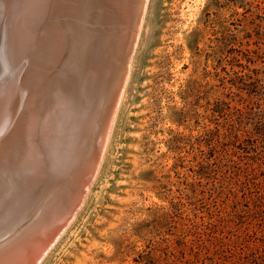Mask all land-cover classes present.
Wrapping results in <instances>:
<instances>
[{
	"label": "rangeland",
	"instance_id": "rangeland-1",
	"mask_svg": "<svg viewBox=\"0 0 264 264\" xmlns=\"http://www.w3.org/2000/svg\"><path fill=\"white\" fill-rule=\"evenodd\" d=\"M38 264H264V0H146L97 172Z\"/></svg>",
	"mask_w": 264,
	"mask_h": 264
},
{
	"label": "water",
	"instance_id": "water-1",
	"mask_svg": "<svg viewBox=\"0 0 264 264\" xmlns=\"http://www.w3.org/2000/svg\"><path fill=\"white\" fill-rule=\"evenodd\" d=\"M108 1L68 0L74 4L71 16L64 15L61 25L66 34L70 31V37L65 35L64 38L62 34L61 39H64L63 45L71 58L70 72L66 79L60 77L61 82H57V87L54 85L52 94L47 93L46 82L42 86L38 80L41 92H46L40 100L42 105H18L17 99L14 104L12 101L11 105H3L0 95V242L5 238V243L16 247L11 252H0L1 259L18 251L26 253L28 248H25L31 243L28 264H33L39 251L52 243L66 227L97 172L114 106L112 103L104 106L84 103L89 93H94L93 86L100 84L92 68L96 35L101 39L103 35L107 37L114 33L115 37L123 28V24H109L98 18L101 17L99 4ZM1 17L7 25L5 29L13 31L17 18L12 10L8 18L5 14ZM33 20L32 28H15L7 49L13 39L19 37L21 51L30 38V52L24 56L29 58L32 50L35 53L31 36L35 29L41 30V25ZM124 31L120 34H125ZM133 41L130 39L124 59H128ZM111 44L114 50L116 41ZM121 58L122 54L117 53V59ZM16 68L23 70L20 66ZM123 76L124 70L117 80L116 94ZM113 79L109 80L110 85ZM108 89L109 86L105 90L106 96ZM49 123H56L57 130H51ZM45 128L51 132L49 137L41 136L47 134ZM21 255H16L14 264L21 262Z\"/></svg>",
	"mask_w": 264,
	"mask_h": 264
},
{
	"label": "bare ground",
	"instance_id": "bare-ground-1",
	"mask_svg": "<svg viewBox=\"0 0 264 264\" xmlns=\"http://www.w3.org/2000/svg\"><path fill=\"white\" fill-rule=\"evenodd\" d=\"M145 4L146 0H110V2L108 1L106 2V4H99L101 17H103H98L99 19L104 22L108 21L109 24L112 22L117 25L120 24L121 26L123 24V28L118 31V34L115 37L114 33H112V36L109 35L107 37H104L103 35L101 39L99 35H96L97 39L93 45L95 52L93 57L94 64L92 65V68H94L96 78L98 79L97 82H100V84L99 86H93L92 89L94 93H89L87 101L86 103H84V105L103 106L110 105L111 103L113 104L114 107L111 115L112 118L107 129L105 142L109 137L115 113L119 106L125 82L129 73L130 58L139 35V30L145 10ZM73 5V2L72 4H70L68 3V0H0V15L2 16L3 14H5V17L8 18L11 15L12 10L13 16L17 18V22L16 25H14L13 31L15 30V28L26 29L27 26L32 28L34 26L33 18L36 19L37 23L41 25V30H38V28L35 29L31 36L32 40H34L35 42V53L32 50L30 57L27 58L24 55H29L30 47L28 46V44H30L31 39H28V43H26L24 47L22 45L21 48L23 49L20 51L18 47L21 43V40L19 39V37L18 39L14 38L10 49H7L13 31H8L5 29L7 25H5L4 20L0 16V95H2L1 104L9 105L12 101L13 102L11 104H14L15 100L17 99V102H19L18 105H42L43 102H41L40 104V100L45 97L46 92L45 90L43 91V93L41 92L39 81L42 86L46 82V90H48L47 93L52 94L55 91L54 85L57 87V82L60 81V77L66 79L68 72H70L69 67L71 58L70 56H68V50L65 49L66 45L65 47L63 45L64 39H61V35L63 34L64 38L65 35L70 37V31L66 34L63 30L61 22L64 21V15L70 18ZM70 6L71 8H69ZM123 30H125L124 33H126L120 34ZM130 39H134L132 49L130 51L128 59H124L130 45ZM112 41H114V43L116 41L114 50L112 48L113 45L111 44ZM117 53L122 54L121 59H117ZM16 66H20V68L23 70L17 69ZM123 70L124 76L116 94L117 88L119 86L117 84V80L120 79ZM112 77L114 78L111 81L113 82V84L110 85L109 80ZM22 84L24 86H27V88L23 87ZM108 86V95L106 96L105 90L106 87L108 88ZM10 88L13 89L8 91ZM25 90H27V92H25ZM5 93L6 95H4ZM50 124L51 123H49V125ZM57 128L58 127L56 123L51 124V130L56 131ZM44 131L47 134L41 136L49 137L51 134L49 129L45 128ZM3 179H6V176ZM14 205L17 206L18 201L15 200ZM28 211L29 210H27L26 212ZM74 214L75 213H73V215ZM1 218L2 217H0V220ZM1 234L2 227H0V235ZM60 234L61 233H59V235ZM59 235L54 239L52 243L39 251L37 260H35L33 264H38V262L42 259V257L56 241ZM2 239L3 240L0 242V252H11L16 249L13 244H9L8 242L5 243V238ZM13 242L16 241L14 240ZM30 245L31 243L25 249H29ZM28 249L26 253L25 251L24 253L18 251L15 255H10L8 257H5L6 255L4 253L5 258H0V264H14L16 255L19 254H22L21 257L23 259H21L20 263L17 261L16 264H28L30 257V250L28 251Z\"/></svg>",
	"mask_w": 264,
	"mask_h": 264
}]
</instances>
